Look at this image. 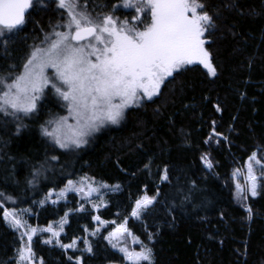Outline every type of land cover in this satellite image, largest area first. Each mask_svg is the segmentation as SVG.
<instances>
[{"label":"trees","instance_id":"16d2710c","mask_svg":"<svg viewBox=\"0 0 264 264\" xmlns=\"http://www.w3.org/2000/svg\"><path fill=\"white\" fill-rule=\"evenodd\" d=\"M115 2L88 6L104 10ZM198 2L212 17L204 38L215 76L201 64L185 67L123 124L78 148L62 149L44 133L59 115L57 103L44 100L23 115L0 112V264H28L19 258L26 237L4 217L12 209L37 229L30 245L36 264H132L107 240L125 221L151 249V264H264V178L245 205L235 186L254 153L264 165V0ZM56 16L52 4L31 8L2 41L0 80L15 78L34 37ZM81 177L108 186L104 207L95 210L74 193L48 201ZM144 195L155 202L135 217ZM96 216L110 225L97 232ZM65 219L58 244L44 243L51 240L44 229Z\"/></svg>","mask_w":264,"mask_h":264},{"label":"snow or ice","instance_id":"6c2138e0","mask_svg":"<svg viewBox=\"0 0 264 264\" xmlns=\"http://www.w3.org/2000/svg\"><path fill=\"white\" fill-rule=\"evenodd\" d=\"M58 6L67 11L68 19L63 25L67 31H54L46 37L48 46L34 48L22 72L11 82L0 80V112H35L37 101L51 87L66 102L68 116L54 121L55 127L51 131L44 129V133L62 149L87 143V137L105 124H119L127 109L158 95L164 82L187 65L200 63L216 75L204 38L212 17L201 11L204 5L198 0H123L124 7L136 12L132 21L142 27L129 20L121 22L112 15L97 22L86 11H77L79 0H59ZM32 7L33 0H0V35L24 25L26 13ZM49 68L54 69V79L48 75ZM69 118L75 123L69 124ZM253 161L260 163L255 153L248 162V190L256 196L258 178ZM206 163L212 167L210 161ZM163 179H168L166 169ZM69 190L83 191L75 188L72 181L64 192ZM92 191L96 189L90 188L89 195ZM238 191L243 195L239 185ZM154 202L155 197L145 195L136 202L132 215L139 217ZM248 211L251 213V208ZM4 217L17 229L29 227L15 209L5 210ZM95 219L106 223L99 216ZM66 222L65 219L62 224ZM126 224L127 221L109 233L110 242L129 232ZM44 231L52 232L54 237L60 234L51 227ZM36 232L31 228L23 233L28 246L20 250L19 258L29 264H34L30 245ZM44 243L50 244L52 240ZM74 244L75 241L61 246L71 248ZM119 250L132 264H151V249Z\"/></svg>","mask_w":264,"mask_h":264},{"label":"rangeland","instance_id":"374dc122","mask_svg":"<svg viewBox=\"0 0 264 264\" xmlns=\"http://www.w3.org/2000/svg\"><path fill=\"white\" fill-rule=\"evenodd\" d=\"M51 4L55 7V10L57 11L56 19H55L54 22H50L48 26H46L45 28L41 29V32L39 33V35L34 37V40H33L34 44L30 48L29 53L27 54L22 66H21V69H20V71H19V73L17 75H19L22 72L23 65L27 62V59L29 58V56H30V54H31V52L33 51L34 48H36V47H47L48 46L49 41L46 40V37H50L54 31H67V28L63 26L65 24V22L67 21V19H68L67 11L65 9H62V8H60L58 6L59 5V0H33V7L32 8L34 10H37V11H39V10L43 11L44 9H48ZM79 5H80V7L77 9V11H81V10L82 11H86L97 22L102 20V18L105 15H112V16H114L116 18H119V20L121 22L124 21V20H129L130 22L137 23V26L142 27V25H140L138 22L132 21V17L136 15V12H135V10L133 8L124 7L123 6V0H116L115 3L107 6L104 10H101V9L97 10V8H99V7H97L96 9H92L90 6H88V0H79ZM147 22L148 21L145 20V23H147ZM209 28H210V26L208 27V30H209ZM16 33H17V29H14L11 32H7L6 31L4 33V35H0V46L2 44V41L6 37H9V36L14 35ZM81 43H87V41H82ZM195 64H200V63H195ZM192 65H194V64H192ZM188 66H190V65H187L185 67H188ZM47 72H48L49 77L54 79V69L49 68L47 70ZM13 79L14 78L9 79L8 82H11ZM2 91H3V87H2ZM156 96H154L152 99H154ZM44 100L46 102H49V103H57V105L59 104L58 107L60 106V108H61V110H59V115H57L58 117L56 119H53L48 124V126L45 127V129H48L49 131H51L55 127L54 121L58 120L62 116H68V110H67V108L65 106L66 102L63 101L55 93V91L53 89H51V87L45 89L43 95L37 101V106H38V103H41ZM148 101H150V100L145 98L138 105H135V106L130 107L129 109H127L126 112H125L124 118L120 121L119 124H105L104 126L100 127V129L98 131L92 133L89 137H87V142H89V140L92 139L97 132L102 131L105 128H112V127L116 128V127H119L121 124H123L125 122V117H126L127 112L129 110H131L132 108L142 107V105H144ZM8 111L13 113V114H20V115L25 114L23 112H15L14 113L13 110H11V109H9ZM68 123L69 124H74L75 121L73 119L69 118ZM49 139H50L52 144L58 146L51 137H49ZM85 144H83V145H85ZM83 145H81V146H83ZM72 148H76V147H70V148H67V149H72ZM256 159L258 160L257 157H256ZM248 162H247L246 166L242 170L238 171L236 173V175H235L236 200H237V203H239L241 205H245L246 201H247V198L249 196H252L251 192L248 190L249 186H250V181L248 180ZM253 170H254L255 175L258 178L257 179V184L259 186V180L261 178H264V167H262L261 163L258 164L255 161H253ZM72 182H73V185H74L75 188H77V189L82 188L83 191L81 192V191L69 190V191L64 192V190L68 186V184H67V186L63 190L56 191V192H51V196H48V201H50V202H53V201L58 202L60 200L65 199L70 193H74V194H76L78 196V198L80 200H84L85 202L89 203L93 207V209H95V210H98V209H100V208L105 206V203L103 202L102 196H103V192L108 188V186L106 184L99 183V182L93 180L90 177L89 178L88 177H81V178H79V179H77L75 181H72ZM238 185H239L240 189L244 190L243 195H241L239 193ZM90 188L96 189V191H92L91 192V195H89ZM257 190H258V188H257ZM61 192H64L63 196L60 195ZM96 222L98 223L97 232H100V230H102V228H107L110 225L107 222L106 223H100L97 220H96ZM64 225H65V223L62 224V222H59L57 224L51 225L50 227L55 232H59L61 234L63 232V226ZM117 227L118 226L113 227L110 230V232H113ZM20 230H21L22 234L25 231H30V229H28V228L27 229L26 228H21ZM49 233H50L51 240H53V241H55L57 243L59 237H54L52 232H49ZM109 233L107 235L108 242L112 245V247H113V244H116L117 246L113 247V248H115L117 251H119L124 256L126 261H128L130 263H132V262L127 259L125 253L121 252L119 250L121 247H127L129 249V251H137V252L143 251L145 249L142 246V244L139 241V239L135 235H133L130 231L127 234H125L124 236H122V237L112 238L111 242H110V239H109ZM60 234H59V236H60ZM25 237L27 239V236H25ZM134 241H138V242H134ZM27 246H28V241L26 242L25 247H27ZM26 262H28V261H26ZM28 264H29V262H28ZM34 264H36V263L34 262Z\"/></svg>","mask_w":264,"mask_h":264},{"label":"water","instance_id":"95a60500","mask_svg":"<svg viewBox=\"0 0 264 264\" xmlns=\"http://www.w3.org/2000/svg\"><path fill=\"white\" fill-rule=\"evenodd\" d=\"M30 10H31V8L28 10V12L26 13V18H27V15H28V13L30 12ZM21 27V26H20Z\"/></svg>","mask_w":264,"mask_h":264}]
</instances>
